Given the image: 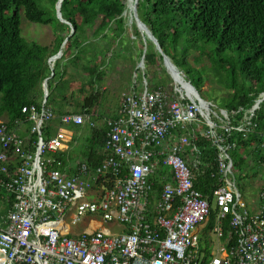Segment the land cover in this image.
Segmentation results:
<instances>
[{
	"label": "built area",
	"instance_id": "built-area-1",
	"mask_svg": "<svg viewBox=\"0 0 264 264\" xmlns=\"http://www.w3.org/2000/svg\"><path fill=\"white\" fill-rule=\"evenodd\" d=\"M170 77L168 92L133 75L116 115L101 121L104 156L94 167L83 160L66 167L58 152L69 146L74 127H93L98 118L64 112L46 135L54 114L45 106V80L39 105L22 107L24 120L0 121V187L10 203L0 215V264H264V185L256 210H249L233 156L236 134L253 132L264 93L232 124L181 75ZM185 115L192 120L180 121ZM28 121L23 134L19 126ZM185 124L200 128L214 149L217 213L207 232L210 204L193 183L201 165L192 156L199 151L194 128L171 131ZM260 147L264 152V132ZM160 157L169 175L157 173ZM259 170L264 179L263 160ZM205 233L207 243L200 239Z\"/></svg>",
	"mask_w": 264,
	"mask_h": 264
},
{
	"label": "trees",
	"instance_id": "trees-1",
	"mask_svg": "<svg viewBox=\"0 0 264 264\" xmlns=\"http://www.w3.org/2000/svg\"><path fill=\"white\" fill-rule=\"evenodd\" d=\"M54 2L0 0V121L8 126L25 119L22 107L39 105L44 80L45 106L54 114L46 125V135L64 112L99 118L103 75L100 67L109 61L108 54L126 57L121 52L129 50L122 46L125 7L145 38L151 39L133 14L136 8L138 17L156 38L163 53L197 89L207 83L220 84L225 95L217 99L213 91L211 98L228 112H235L229 116L232 124L241 121L264 91V0H61L59 11L66 23L56 18ZM21 17L40 24H51L54 20V24H49L52 42L26 41L21 35ZM65 38L61 55L50 71L47 58L58 51ZM198 41L201 49L194 48ZM136 53L138 57L143 53L145 75L153 86L163 85L162 77L155 72V68L161 66V55L152 43L147 41L145 48L140 44ZM203 72L207 75L205 78H202ZM115 115L116 110L108 117ZM252 121L255 123L253 132L245 137L237 134V149L233 151L235 169L245 166L246 172L251 154H256L255 161L264 159L259 147V133L264 131V99L254 111ZM22 125L28 133L29 121ZM90 128L89 137L82 144L81 160L94 167L104 156V127L96 124ZM33 138L30 135V139ZM195 143L200 150L192 156L199 158L201 165L193 183L210 204L209 217L202 227V232H207L217 213L212 207L211 195L218 184L216 160L206 138L198 135ZM253 171L256 174L255 168ZM157 173L169 175L161 165V157ZM2 190L0 187V200L6 202ZM225 224L226 218L223 226ZM206 238V233L200 237L204 243H207Z\"/></svg>",
	"mask_w": 264,
	"mask_h": 264
},
{
	"label": "rangeland",
	"instance_id": "rangeland-1",
	"mask_svg": "<svg viewBox=\"0 0 264 264\" xmlns=\"http://www.w3.org/2000/svg\"><path fill=\"white\" fill-rule=\"evenodd\" d=\"M56 1L57 0H55V2H54V6L56 4ZM50 2H51V0H50ZM137 2H138V0H137ZM136 6H137V4H136ZM135 17L137 18V20H140V18L137 15L136 8H135ZM56 18H57V16H56ZM57 19L63 23H66V21L64 19L63 20H60L59 18H57ZM122 20H123L122 26L124 29V39L122 42V46L124 48L129 47V50L128 51L123 50L121 52L123 55H126V57H123L122 55L118 57V56H113L112 54H108L109 61L106 60V62L100 67V70L103 71V75L101 76V81H100L101 82L100 91H102L101 92L102 97H101V101H100V104L98 106L97 112L100 115L98 119H101V121H102L103 117H108V116L113 115L114 111L116 110V108L118 106L120 94L127 89L129 82L131 81L130 79H132V77H133V73L131 74V77H130V73L133 70H135L137 63H139V61H140V56L138 57V53H136V49L139 48L140 44H143V48H144L145 42L147 43V41H150L149 39H146L145 38L146 35L140 31V29L137 26L138 24L133 22L134 19L132 18L130 12L129 13L126 12V7H125L124 11L122 12ZM54 23H55V21L53 20L51 22V24L50 23L49 24L52 25ZM49 24H40V23H36V22H31V21L27 20L25 17H21V19H20L21 35L23 36V38L26 41H37V42L43 43V44L48 43V42H52V34H51L52 29H51V26ZM113 27H114V25H113ZM65 43L66 42H64L62 46H64ZM159 48H160V46H159ZM194 48L195 49L196 48L201 49L202 48L201 42L200 41L196 42V44H194ZM157 51H159V50H157ZM60 55H61V50H60V54H58L55 58H52V61L49 60L50 57L47 58V64L49 66L50 71L53 70L54 62H55V60H57L59 58ZM170 63L173 64L171 61H170ZM159 64L161 66L156 67L155 72H157V74L159 73L158 75L160 77H162V80L164 82L163 86H166L168 81L166 80L164 71L162 69L163 62L160 61ZM145 72H146V70H145ZM68 74H70V72H68ZM182 74L184 75L183 72H182ZM206 76H207L206 73L203 72L202 78H205ZM184 77H185V75H184ZM210 77H212V75H210ZM146 78L148 80L149 86H152V87L159 86V85L153 86V84L149 80V78L147 76H146ZM166 81H167V83H166ZM41 90L43 92V86L41 87ZM197 90L200 92V95L205 99H212L211 96H213V91H214V94L217 97V99L219 97H222L225 95L224 89L220 86V84L218 82H213V84L207 83L204 86L198 88ZM262 92H264V91H262ZM212 100L218 104L216 99H212ZM218 105H220V104H218ZM257 108H258V106L256 107V109ZM256 109H254V111ZM90 130H91V128H90ZM88 134H90V132L88 130H85L82 133L79 132V133L73 134L72 140H70L69 146H68L70 150L65 151V155H66L65 157L67 159L69 157L78 155V153H79L78 151H80L82 141L85 142L84 139ZM251 155L255 156L254 154H251ZM252 156H250V157H252ZM253 158L254 157H252V159ZM252 159H250V160L248 159L250 161L249 170H250V168H252V165H253V167L256 170L255 175H253L252 171L246 172L245 166L241 170L234 169V173H235V177H236V181H237V186H238V188L242 194V198L249 205L253 204V202L256 199V196L258 194V190L260 189L261 184H262L261 178H259L262 175V173L259 170L260 163L256 164V163L252 162ZM254 168H252V169H254ZM242 175H244V176L242 177ZM2 195L4 198V194H2ZM6 206H7L6 202L4 200H0V215L5 212ZM116 229H118V228H116ZM212 237L214 238V235H212ZM215 242L217 243L216 240H215Z\"/></svg>",
	"mask_w": 264,
	"mask_h": 264
},
{
	"label": "bare ground",
	"instance_id": "bare-ground-1",
	"mask_svg": "<svg viewBox=\"0 0 264 264\" xmlns=\"http://www.w3.org/2000/svg\"><path fill=\"white\" fill-rule=\"evenodd\" d=\"M140 22H142V21H140ZM143 23V22H142ZM144 24V23H143ZM145 25V24H144ZM143 26V25H142ZM145 27L149 30V28L145 25ZM150 31V30H149ZM150 33H151V31H150ZM152 34V33H151ZM152 36H153V34H152ZM154 37V36H153ZM149 39V38H148ZM154 39L156 40V38L154 37ZM150 40V42L152 43V45H154V42H153V40H151V39H149ZM146 41V40H145ZM156 42H157V40H156ZM157 44H158V42H157ZM159 45V44H158ZM144 46H146V42H145V45ZM154 47H155V49L156 50H158L157 48H156V46L154 45ZM145 48V47H144ZM159 52V54L161 55V52L160 51H158ZM166 56V55H165ZM167 57V56H166ZM167 61L168 62H170L169 61V59L167 58ZM164 62V60L162 59V55H161V62H163V65H162V69H163V71H164V74H165V77H166V80L168 81V83H167V81H166V83H167V85L166 86H163V85H159V87H161V88H163V89H165V90H167L168 92H170V89H171V87H172V84H171V82H172V79H171V77H170V72H171V74L172 75H176L177 73L179 74V75H181V77L183 78V80L185 81V82H187L190 86H192L197 92H198V94H199V96L201 97V98H203L201 95H200V92L184 77V75L182 74V72L175 66V65H173V64H169L168 62ZM133 73V75H135L136 74V76L137 77H139L140 75H142L143 74V76L145 77V79H146V81H147V83H148V80H147V78H146V75H145V64H144V56H143V53H142V55L140 56V61H139V63H137V65H136V67H135V70H133L131 73H130V77H131V74ZM133 78V77H132ZM148 85H149V83H148ZM157 87V86H156ZM262 93H264V92H261L260 93V95L255 99V101L258 99V98H260V96H261V94ZM203 99H205V98H203ZM264 99V97L258 102V104L262 101ZM205 100H208V101H211L212 103H214L218 108H222V109H225V108H223V107H221V106H219L217 103H215L212 99H205ZM255 101H254V103H255ZM253 103V104H254ZM253 104L251 105V107L253 106ZM258 104H257V106H258ZM250 107V108H251ZM249 108V109H250ZM248 109V110H249ZM256 109V108H255ZM227 112H228V110L227 109H225ZM247 110V111H248ZM246 111V112H247ZM229 113V116L231 115H233V114H235V112L234 113H231V112H228ZM253 115H254V113H253ZM244 116V115H243ZM243 116H242V118H241V121L243 120ZM253 117V116H252ZM230 119V118H229ZM192 120V118L190 117V116H187L186 117V115H185V117L183 116V118H181L180 119V121H182V122H190ZM240 121V122H241ZM231 122V121H230ZM253 122V121H252ZM185 127H186V129L185 128H183V129H181V128H172L171 129V131H173L174 130V132L175 131H177V132H181V131H184V130H187V131H190L191 130V128H194V126L191 124H185ZM199 129L200 128H194L193 130V134H195V138H193L192 139V142L196 145V143H195V140H197V136L199 135V136H202L203 137V135H201L200 134V132H199ZM262 132H264V131H262ZM262 132H260L259 133V137H260V139H261V133ZM237 134H239L240 135V133H237ZM237 134H236V149H237ZM247 135V134H246ZM241 136V135H240ZM243 137V136H242ZM245 137V136H244ZM203 138H205V137H203ZM261 141V140H260ZM197 146V148H198V150H200L199 149V147H198V145H196ZM259 147H260V144H259ZM235 149V150H236ZM260 149L262 150V148L260 147ZM199 152V151H198ZM197 152V153H198ZM263 152V151H262ZM196 153V152H195ZM264 153V152H263ZM215 155V154H214ZM255 156H252V155H250V156H252V157H256V154H254ZM252 157H249L248 159L250 160V159H252ZM252 159L253 161L252 162H254L255 161V159ZM263 161H264V159H263ZM261 161H260V159L259 158H257L256 159V161H255V163L257 164V163H260ZM234 169H235V165H234ZM261 178L263 179V175L261 176ZM261 179V180H262ZM262 182V184H261V187H260V189L258 190V194H259V192H260V190L263 188V185H264V179L261 181ZM258 194H257V196H256V201H254L253 202V204H251V205H249L248 203H247V205H248V209L249 210H251V211H255L256 210V208H257V205H258Z\"/></svg>",
	"mask_w": 264,
	"mask_h": 264
},
{
	"label": "crops",
	"instance_id": "crops-1",
	"mask_svg": "<svg viewBox=\"0 0 264 264\" xmlns=\"http://www.w3.org/2000/svg\"><path fill=\"white\" fill-rule=\"evenodd\" d=\"M98 124L103 125V123H102L100 120H98L97 125H98ZM20 128H21V130H22L21 133L24 134V132H26V130H25V126L22 125ZM24 130H25V131H24ZM85 130H88V131L90 132V126H88L87 124H83V125H81V126H77V127H74V128H73V132H74V133H79V132L82 133V132L85 131ZM87 137H89V134L85 137L84 140H86ZM82 144H83V141H82ZM81 148H82V145H81V147H80V151H78L79 153H78L77 156H72V157H69L68 159L65 157V156H66V155H65V151H66V150H70L69 147L64 148V149H62L61 151H59V152H58V158L61 160L62 165H65L66 167H70V168H72L73 165H75L79 160H81V159H82V158H81ZM67 157H68V156H67ZM249 171H252V173L254 172L252 168H250ZM253 175H255V174H253ZM261 176H262V175H261ZM261 176H260L259 178H261ZM261 179H262V178H261ZM262 180H263V179H262ZM262 180H261V181H262ZM254 201H256V199H255ZM78 228L81 229V228H82V225L79 226Z\"/></svg>",
	"mask_w": 264,
	"mask_h": 264
},
{
	"label": "water",
	"instance_id": "water-1",
	"mask_svg": "<svg viewBox=\"0 0 264 264\" xmlns=\"http://www.w3.org/2000/svg\"><path fill=\"white\" fill-rule=\"evenodd\" d=\"M60 2H61V0H58V2L56 3V5H55V13H56V16H57V18H59L60 20H63V18L61 17V15H60V11H59V5H60ZM133 14L135 15V11L133 10ZM139 21V23L141 24V25H143V27H144V29L146 30V34L148 35V37H150L152 40H153V42H154V45L156 46V48L161 52V55H162V59L164 60V62H166L167 61V57L165 56V54L162 52V50L159 48V46H158V44H157V42H156V40L154 39V37L152 36V34L150 33V31L145 27V25L142 23V22H140V20H138ZM70 32H72V30L70 31ZM66 41V38L63 40V42L61 43V46H60V48H59V50H58V54H60V50H61V47H62V45H63V43ZM57 54V55H58ZM57 55H55L54 57H56ZM168 62V61H167ZM169 64H171L170 62H168ZM47 97V95L45 96V98Z\"/></svg>",
	"mask_w": 264,
	"mask_h": 264
},
{
	"label": "clouds",
	"instance_id": "clouds-1",
	"mask_svg": "<svg viewBox=\"0 0 264 264\" xmlns=\"http://www.w3.org/2000/svg\"><path fill=\"white\" fill-rule=\"evenodd\" d=\"M57 1H58V0H57ZM57 1H56V3H57ZM55 5H56V4H55ZM54 7H55V6H54ZM55 14H56V13H55ZM58 50H59V49H58ZM57 52H58V51H57ZM57 54H58V53L51 55L50 58H55L54 56L57 55ZM129 83H130V82H129Z\"/></svg>",
	"mask_w": 264,
	"mask_h": 264
}]
</instances>
